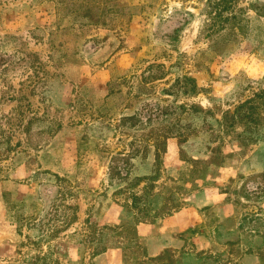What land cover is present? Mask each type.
I'll use <instances>...</instances> for the list:
<instances>
[{"label":"rangeland","instance_id":"1","mask_svg":"<svg viewBox=\"0 0 264 264\" xmlns=\"http://www.w3.org/2000/svg\"><path fill=\"white\" fill-rule=\"evenodd\" d=\"M0 264H264V0H0Z\"/></svg>","mask_w":264,"mask_h":264},{"label":"crops","instance_id":"2","mask_svg":"<svg viewBox=\"0 0 264 264\" xmlns=\"http://www.w3.org/2000/svg\"><path fill=\"white\" fill-rule=\"evenodd\" d=\"M187 214V211H181L171 217H168L165 220V229L167 230V233L169 235L167 242H164L162 238H145V248L149 256H156L160 254L165 248H173L175 250H178L183 246L184 242L176 235L189 233L191 226H195L194 223H190L187 220ZM201 240L202 238H198L195 240V242L197 241L196 244L198 243V245H200V250H205L207 247Z\"/></svg>","mask_w":264,"mask_h":264}]
</instances>
